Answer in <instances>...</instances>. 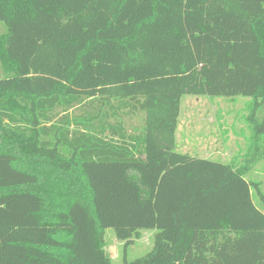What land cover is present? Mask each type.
Instances as JSON below:
<instances>
[{
	"label": "trees",
	"instance_id": "trees-1",
	"mask_svg": "<svg viewBox=\"0 0 264 264\" xmlns=\"http://www.w3.org/2000/svg\"><path fill=\"white\" fill-rule=\"evenodd\" d=\"M0 23V264H113L108 229L154 233L124 264H264V115L261 178L175 149L186 96L264 107V0H0Z\"/></svg>",
	"mask_w": 264,
	"mask_h": 264
},
{
	"label": "rangeland",
	"instance_id": "rangeland-1",
	"mask_svg": "<svg viewBox=\"0 0 264 264\" xmlns=\"http://www.w3.org/2000/svg\"><path fill=\"white\" fill-rule=\"evenodd\" d=\"M4 29L0 23V35ZM263 115L264 107L256 108L250 98L238 97L231 100L186 96L182 101L175 149L193 157L209 158L218 162L230 161L237 166L245 164L249 169V178H261L262 148L256 144L251 150L250 146L254 141V120ZM138 125V120L129 122V131ZM221 133L224 136H221ZM224 139L226 143L219 145ZM11 150L20 154L18 149ZM102 240L113 264H124L125 261L147 256L156 246L154 233L145 231L121 240L113 229H108Z\"/></svg>",
	"mask_w": 264,
	"mask_h": 264
},
{
	"label": "crops",
	"instance_id": "crops-1",
	"mask_svg": "<svg viewBox=\"0 0 264 264\" xmlns=\"http://www.w3.org/2000/svg\"><path fill=\"white\" fill-rule=\"evenodd\" d=\"M224 133H225V131H224ZM221 136H224V135L221 133ZM225 143H226V139L222 140L219 145H222V144H225Z\"/></svg>",
	"mask_w": 264,
	"mask_h": 264
}]
</instances>
